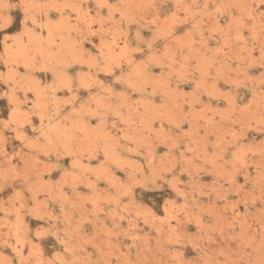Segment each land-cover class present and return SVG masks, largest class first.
<instances>
[{
    "label": "rangeland",
    "instance_id": "374dc122",
    "mask_svg": "<svg viewBox=\"0 0 264 264\" xmlns=\"http://www.w3.org/2000/svg\"><path fill=\"white\" fill-rule=\"evenodd\" d=\"M0 264H264V0H0Z\"/></svg>",
    "mask_w": 264,
    "mask_h": 264
},
{
    "label": "bare ground",
    "instance_id": "6f19581e",
    "mask_svg": "<svg viewBox=\"0 0 264 264\" xmlns=\"http://www.w3.org/2000/svg\"><path fill=\"white\" fill-rule=\"evenodd\" d=\"M50 128V127H49ZM48 129V128H47ZM51 129V128H50Z\"/></svg>",
    "mask_w": 264,
    "mask_h": 264
}]
</instances>
